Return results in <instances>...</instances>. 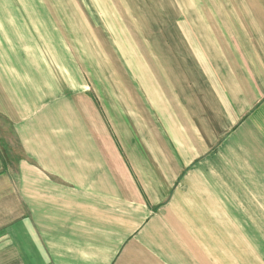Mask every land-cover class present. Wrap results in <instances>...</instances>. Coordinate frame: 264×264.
I'll return each mask as SVG.
<instances>
[{
  "label": "crops",
  "instance_id": "obj_1",
  "mask_svg": "<svg viewBox=\"0 0 264 264\" xmlns=\"http://www.w3.org/2000/svg\"><path fill=\"white\" fill-rule=\"evenodd\" d=\"M108 5L0 0V264H245L233 231L264 230V0L186 48L191 78L177 59L159 90L116 63L112 110L66 60L101 54Z\"/></svg>",
  "mask_w": 264,
  "mask_h": 264
},
{
  "label": "rangeland",
  "instance_id": "obj_2",
  "mask_svg": "<svg viewBox=\"0 0 264 264\" xmlns=\"http://www.w3.org/2000/svg\"><path fill=\"white\" fill-rule=\"evenodd\" d=\"M240 1L105 0V3L111 5L102 8L105 15L99 18L104 26L107 45L103 44L101 30H95L91 32V38L98 45L101 44L98 48L101 54L93 55L88 41L91 55L66 56V60L78 67L79 78L81 71L84 90L93 103L98 102L97 97L100 94L105 108L112 110L110 100L114 93V84L117 86V95L120 93L119 89H123L121 81L119 83L122 77L114 70L116 63L126 71L133 68L131 79L140 78L136 72L137 66L145 67L154 88L159 90L162 82L182 79L177 59L184 63L185 72L191 78L187 64L191 65L193 61L186 48L202 46L203 37H206V42L211 41V29L226 36V26L221 21L230 20L233 13L239 14ZM56 58L64 63V56ZM80 62L88 70H82ZM55 74L64 76V72H52V75ZM141 84L144 91V82ZM241 236L245 242L241 240ZM233 243L232 253L245 257V264H264V230L233 231Z\"/></svg>",
  "mask_w": 264,
  "mask_h": 264
}]
</instances>
